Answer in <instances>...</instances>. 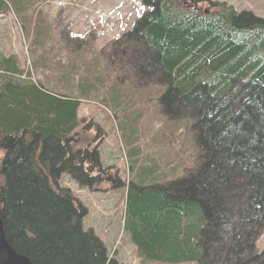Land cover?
<instances>
[{
	"label": "trees",
	"instance_id": "obj_1",
	"mask_svg": "<svg viewBox=\"0 0 264 264\" xmlns=\"http://www.w3.org/2000/svg\"><path fill=\"white\" fill-rule=\"evenodd\" d=\"M41 1L0 0V14L12 9L26 25ZM185 2L142 0L147 11L112 43H134L133 56L124 58L134 83L160 88L163 115L188 120L197 148L182 177L125 186L123 228L144 260L264 264L256 246L264 232V19L225 3L201 12ZM39 28L31 45L45 39ZM18 63L0 56L6 241L31 264H121L83 228L87 210L60 181L91 190L126 184L109 176L95 147L75 142L79 102L21 79Z\"/></svg>",
	"mask_w": 264,
	"mask_h": 264
},
{
	"label": "rangeland",
	"instance_id": "obj_2",
	"mask_svg": "<svg viewBox=\"0 0 264 264\" xmlns=\"http://www.w3.org/2000/svg\"><path fill=\"white\" fill-rule=\"evenodd\" d=\"M186 2L201 12L225 3L264 19V0ZM34 5L26 25L12 9L0 14V56H13L19 62L21 79L36 85L40 82L43 90L79 102L75 142L88 149L95 147L109 176L126 184L113 188L111 183L101 182L91 190L67 177L60 181L87 210L83 228L91 229L109 257L121 264H196L141 259L132 234L123 228L125 186L145 188L180 178L197 153L190 122L163 115L158 103L160 88L134 83L124 61L133 56L134 43L112 44L147 11L142 0H42ZM37 26L45 39L31 45ZM77 39L82 41L77 43ZM164 103L169 112L177 114L176 103L166 98ZM256 246L259 252L264 250V232Z\"/></svg>",
	"mask_w": 264,
	"mask_h": 264
},
{
	"label": "water",
	"instance_id": "obj_3",
	"mask_svg": "<svg viewBox=\"0 0 264 264\" xmlns=\"http://www.w3.org/2000/svg\"><path fill=\"white\" fill-rule=\"evenodd\" d=\"M0 264H31L24 256L17 254L5 239L0 216Z\"/></svg>",
	"mask_w": 264,
	"mask_h": 264
}]
</instances>
